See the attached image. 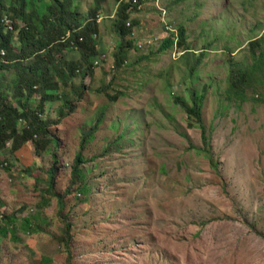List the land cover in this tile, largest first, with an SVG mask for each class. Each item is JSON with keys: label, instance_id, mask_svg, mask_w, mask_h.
I'll use <instances>...</instances> for the list:
<instances>
[{"label": "rangeland", "instance_id": "obj_1", "mask_svg": "<svg viewBox=\"0 0 264 264\" xmlns=\"http://www.w3.org/2000/svg\"><path fill=\"white\" fill-rule=\"evenodd\" d=\"M72 1L85 18L72 24L82 26L95 0ZM11 4L20 5L0 0L1 17L21 28ZM99 5L96 62L91 74L80 66L74 89L52 93L45 105L26 92L23 109L4 84L34 56L1 73L10 106L41 111L55 139L39 156L32 142L0 150V215L32 223L17 241L0 235V264H264V44L248 49L264 37V0H146L128 17L133 48L119 66L113 21L123 4ZM164 23L184 29L181 49L155 51ZM60 53L80 62L76 51ZM55 57L61 73L53 75L66 79ZM239 70L248 74L236 92L230 84ZM193 90L205 93L203 136L174 102L176 95L190 105ZM100 115L72 178L82 133Z\"/></svg>", "mask_w": 264, "mask_h": 264}, {"label": "trees", "instance_id": "obj_2", "mask_svg": "<svg viewBox=\"0 0 264 264\" xmlns=\"http://www.w3.org/2000/svg\"><path fill=\"white\" fill-rule=\"evenodd\" d=\"M102 0H95V6L92 7L87 15L90 16L88 20L82 26L73 25V18L76 20H83V18L77 11L76 3L72 0H19L20 5L11 4L12 13L15 17L22 20L23 27L19 28L16 25L10 30H6L0 23V150L4 147L5 143L10 142L11 152L19 150L24 144L32 142L35 155L39 156L40 152L47 148V145L52 143L55 138L51 137L48 132L50 122L48 120H42V112H32L26 110L25 112H19L16 108H12L7 101V96L3 88L5 77L1 73L4 70H10L14 68L15 64L23 59H27L30 56H34V61L22 66L18 71L15 81H8L5 86L11 90V95L17 100L20 108L27 107L31 100L25 99L22 102L21 98L24 93L27 92L26 97L31 93L40 94V105L49 103L50 100L56 97L52 93L56 91H63L62 88L70 87L74 89L73 76L76 75V71H80V66H84L87 72L91 74L90 66H92L95 57L98 55L99 46L93 35L97 33L98 25L96 23L95 16L99 14L100 2ZM123 4V3H122ZM128 4H123L120 9L117 10V17L113 21V30L118 36L119 41L115 48L114 58L116 65L122 64L125 58V52L133 48V41L126 40L125 37L131 34V27L125 24L128 18L125 14V8ZM17 7V8H16ZM72 8V9H71ZM0 9V18L2 15ZM133 25V23L131 24ZM77 28V29H76ZM73 29V30H72ZM14 31H18L14 34ZM69 32L72 33L73 39L65 40L61 43V39ZM178 47H183V41L185 31L183 28H178ZM81 38V41H79ZM13 39H16L17 44L20 45V49L13 50ZM264 37L260 36L258 39H254L248 43V49L254 52L260 45L263 46ZM173 42L171 39L166 38L162 41L161 45L157 47V53H163L170 47ZM73 50L76 51L80 57V62L75 63L72 60L64 58L61 51ZM3 53V56H1ZM58 54L60 59L65 63L66 67L63 68L66 71L67 78L62 79L61 76L57 77L53 75L60 74L61 68L58 66V61L55 55ZM258 55L264 58V51H259ZM195 66H192L191 73ZM54 71V72H53ZM248 74V73H247ZM247 74L243 70H239L234 79H231L230 87L232 86L236 91V83H244ZM193 79H191L192 81ZM85 88L80 84L77 85L78 98H82ZM237 92V91H236ZM205 93H198L193 90L189 96L191 104L189 105L183 98L174 95V102L179 105L185 112L188 120L187 125L193 127V124L202 130L203 136V123L201 111L203 107V99ZM70 110L72 107L70 106ZM20 120V123H19ZM101 122V115L95 119L92 127L82 133L81 148L79 153L74 156L73 163L71 165V177L78 178V167L84 164L86 160L82 157L83 144L87 143L88 138L92 137L93 132L99 126ZM17 126L21 127V130H17ZM38 136V139L34 140ZM204 138V137H203ZM57 144V143H56ZM29 145V144H28ZM206 156L211 160L209 153ZM56 170L53 166L50 167L52 174ZM53 181V177L49 179V183ZM46 190L51 192V188L47 187ZM53 196L57 198L58 204L63 206L62 196L53 193ZM47 203V199H42V206ZM31 219L23 218L20 222L16 217V213L9 215H0V235L12 240H19L17 234L19 232L28 233L31 230ZM37 227V225H35ZM39 230V229H37ZM69 230V225L66 224L65 231ZM49 264V260L45 259L40 264ZM67 264H70L69 262Z\"/></svg>", "mask_w": 264, "mask_h": 264}, {"label": "clouds", "instance_id": "obj_3", "mask_svg": "<svg viewBox=\"0 0 264 264\" xmlns=\"http://www.w3.org/2000/svg\"><path fill=\"white\" fill-rule=\"evenodd\" d=\"M137 1V3H134L133 2V0H121V2L123 3V4H128L127 6H126V8H125V14L128 12V15H127V17H129L130 16V14L131 13H133V12H135V11H137L138 9H140V7H141V4L144 2V1H146V0H136ZM118 10V9H117ZM117 10H116V12H117ZM3 17H1L0 18V20L2 19ZM95 19H96V23H98V21H99V18H98V15H96L95 16ZM128 19L130 20V18H127L126 20V25H127V27L128 26H130V27H132V23H130V24H128ZM13 28V27H12ZM73 30V29H72ZM164 32H165V37H163L162 39H161V43H162V41L164 40V39H166V38H169V39H171V41L173 42V45H172V47H170L169 49H173L174 50V52H175V50L176 49H181L182 47H178V45H177V42H178V32L174 29V28H172V26L170 25V24H167V23H164ZM66 39L65 40H69V39H73V34L72 33H69V32H67L66 34ZM93 38H95L96 40H97V33L96 34H94L93 35ZM79 41H81V38H79ZM152 40H148L146 43L144 42V45H149V44H152ZM161 45V44H160ZM140 46V45H139ZM168 50V49H167ZM155 51L157 52V47H156V49H155ZM96 58V57H95ZM95 61H93V64H92V66H90L89 68H90V71L92 72V69L94 68V63L96 62V59H94ZM85 71H87V69H86V67H84V66H81ZM77 73H78V71H76ZM74 82V81H73ZM19 123H20V121H19Z\"/></svg>", "mask_w": 264, "mask_h": 264}, {"label": "built area", "instance_id": "obj_4", "mask_svg": "<svg viewBox=\"0 0 264 264\" xmlns=\"http://www.w3.org/2000/svg\"><path fill=\"white\" fill-rule=\"evenodd\" d=\"M133 2H134V3H137L136 0H133ZM8 19H9V18H8ZM0 23H1L4 27H6V28H8V29H12V27H13L12 22H11L10 19H9V20H6V19L2 18V19L0 20Z\"/></svg>", "mask_w": 264, "mask_h": 264}]
</instances>
